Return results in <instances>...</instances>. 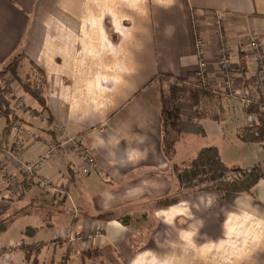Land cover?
<instances>
[{"label":"crops","instance_id":"1","mask_svg":"<svg viewBox=\"0 0 264 264\" xmlns=\"http://www.w3.org/2000/svg\"><path fill=\"white\" fill-rule=\"evenodd\" d=\"M217 14L223 16L221 26L215 24ZM253 35L257 50L248 43ZM199 36L208 42L209 83L223 91L215 108L219 113L222 106V116L197 120L186 103L181 137L167 155L156 78L195 82ZM223 48L238 92L264 95L258 78L264 66V0H0V70L19 55L23 69L38 67L46 75L48 106L43 110L25 93L35 112H20L17 135L1 133L0 222L8 218L9 225L0 234V264H264V179L252 193L181 196L173 172L174 164L197 156L195 151L180 160L177 153L198 132L231 142L232 130L239 142L258 144L238 137L248 124L244 107V123L237 115L234 127L225 121L235 105L223 97ZM40 116L50 128L62 122L65 133L79 139L95 158L89 173L81 171L79 153L65 146L34 176L38 186L23 188L27 177L6 151L19 136L25 161L44 153L52 137L35 129ZM212 145L230 168L264 160L244 152L231 161L228 148L205 146ZM18 180L17 196L12 184ZM53 185L68 194H54ZM176 197L178 202L159 205ZM38 204L45 207L33 209ZM108 211L117 217L98 218ZM76 235L87 237L71 242Z\"/></svg>","mask_w":264,"mask_h":264},{"label":"trees","instance_id":"2","mask_svg":"<svg viewBox=\"0 0 264 264\" xmlns=\"http://www.w3.org/2000/svg\"><path fill=\"white\" fill-rule=\"evenodd\" d=\"M34 67L43 75L44 81L39 85L33 83L29 77L22 82L23 90L26 94L33 97L43 110H48L44 98V88L46 85V75L38 67ZM17 65L13 62L0 70V120L4 122L2 134L9 136L14 126L20 118L13 107V99L8 94V87L3 85L4 78L8 74H14L16 79L20 80L18 74L15 73ZM161 77V78H160ZM163 81L167 77L159 75L156 80ZM21 81V80H20ZM168 91H165L162 84L160 86L161 99V116L163 137L165 141V150L167 155L174 152L176 141L181 137L182 131L180 122L184 118L183 107L186 103H190L194 108V115L197 120H201L207 116L215 120H219L222 116V106L220 105L219 113H215V109L210 111L203 109L206 98L215 96L213 92L223 91L215 89L209 84H201L199 82H184L175 80L169 83ZM228 96V92L226 91ZM221 95V94H220ZM222 98V96H218ZM204 104V105H203ZM219 107V106H218ZM243 107V106H242ZM247 113H257L258 119L239 129L238 137L247 143H263L264 142V106L260 103L250 104L244 107ZM49 120L52 116L49 115ZM0 145L2 142L0 141ZM173 172L179 179L181 196L191 191H217L222 194L223 198L231 194L252 193L255 185L264 179V160L257 162L248 167H228L223 161L219 148L215 145L205 146L199 150L197 156L189 163L173 165ZM28 186H38L34 183L33 178H24L23 188ZM42 195L49 194V191L42 192ZM180 197L173 199H164L159 202V205L165 206L178 202ZM41 201H45L44 199ZM61 205L64 200L59 199ZM33 209L44 208L45 206L38 204L32 205ZM29 212V211H28ZM22 213H27L25 209ZM17 216V213H16ZM117 217L113 211L103 212L98 215V218L107 219ZM8 218L0 222V234L9 225ZM31 247V251H32ZM65 264V262H63Z\"/></svg>","mask_w":264,"mask_h":264},{"label":"built area","instance_id":"3","mask_svg":"<svg viewBox=\"0 0 264 264\" xmlns=\"http://www.w3.org/2000/svg\"><path fill=\"white\" fill-rule=\"evenodd\" d=\"M222 21H223V16L221 14H217L215 16V24L217 26H221ZM248 43L252 49L254 50L259 49L260 43L256 36L254 35L251 36ZM207 46H208L207 40L204 37L199 36L197 40V47L199 53V67L196 75L197 77L196 82H199L201 84H209V79L206 76L207 62L205 59ZM220 69L224 79L223 89L224 91L228 92L229 96L238 98L243 107H247L250 104H257V103L258 104L260 103L262 106H264V95L251 91H242L240 93L238 92V87L232 72L233 66L230 59L226 57L225 48L221 50ZM258 78L260 81L264 80V66L260 68V74ZM12 95H14V93H12ZM12 99L13 101H18L19 103L17 105L15 104V107L13 106L15 110L21 109L23 107L22 105H24V101L22 99L21 100H15L14 98ZM246 118L248 122H253L258 119V114L255 112L247 113ZM3 125H4L3 121L0 120V139H1ZM53 125H54L53 129L56 131V135L60 138L59 143L53 142L51 139L48 140L47 149L44 151V153L36 157L34 160L25 161L23 155L20 152L23 139L19 136H14L12 141V146L6 151L7 157L15 161V163L18 165L20 170L26 175L27 178H34V176L38 174L39 171H41L45 166H47L51 162V160H53L57 155H59V153H61V147L70 146L72 147V150L79 153L81 157L82 160V165L80 166L81 171L85 174L89 173L90 167L94 164L95 158L88 151H86L83 147L80 146L79 139L76 136H71L65 133V126L62 122L58 121L55 122ZM19 129H20V121H18L14 126V132L16 135L18 134ZM33 131L34 130H31L29 132H33ZM1 149L2 148L0 145V153H1ZM44 184L48 185V182L45 181ZM50 189L54 194L63 193V191L65 190L62 189L61 185H53L51 186ZM86 237L87 236L85 235L71 236L70 241L71 242L82 241Z\"/></svg>","mask_w":264,"mask_h":264},{"label":"rangeland","instance_id":"4","mask_svg":"<svg viewBox=\"0 0 264 264\" xmlns=\"http://www.w3.org/2000/svg\"><path fill=\"white\" fill-rule=\"evenodd\" d=\"M13 62L17 65V69L15 70V73L18 74L21 81L19 79H16V76L11 73V74L6 75V77L4 78V81H3V85L8 87V94L7 95L10 98H14L15 100H21L22 99L24 101V105H22L23 107L21 109L16 110V113L21 120V117L23 114H20V112H23V111L27 112V110H29L28 111L29 113H31V112L33 113V111H34L33 109H31L32 106L29 104V102H28L29 100L26 101L23 99V96L26 97L27 95L25 94V92L23 90V86H22L23 83L22 82L26 81L27 77H29L33 83L40 85L44 81V77L34 66H32V67L26 66V68L24 67L25 69H23L21 67V64H20V62H21L20 55L12 58L7 65H10ZM6 66H4V67H6ZM163 79L167 80L165 78H163ZM161 84H162L163 88L165 89V91H168V89H169L168 82L161 80ZM12 93H14V95H12ZM213 93H215V96H213L212 98H206L205 99V101H204L205 105L203 104L204 105L203 109L210 111L212 108H214V109L217 108L218 105H216V103H218L220 100V98H218V96H221V95H220V92H213ZM225 94H227V93L225 92ZM223 97H224V99H227V98L234 99V105H235V107L231 108V111L228 112L227 118L225 119L226 123L230 124V126L232 125L231 127H234L233 126L234 125L233 124V121H234L233 118L235 117V115L239 116L241 122L244 123L245 122L244 111L242 109V105L240 103V100L236 97H235L236 98L235 99L233 96H229V95L228 96L224 95ZM12 103H13L14 107H15V104L16 105L19 104L18 101H12ZM30 109L32 111H30ZM41 118L42 117L40 116L39 117L40 123L38 122V124H37L38 126L36 125L35 129L37 131L38 130H40V131L45 130L46 132L51 133V137H52L51 140L53 142L59 143L60 138L56 135V131L53 129L54 125L52 126V128H50L48 125L49 123H47L48 121L45 122V120L43 121V119H41ZM232 132L233 131L231 130L230 131V137L233 139L231 142L227 141V139H223L222 137H217L213 133H209L208 136H202L198 132L197 135L188 136L184 141H182V144L178 148V153H177L178 157H180V160H189V158H192L195 151L198 153V151L203 146L208 145V144H217L219 146H222V148L224 150H226V148H228L227 150L230 153L225 151V154L227 153L229 155L227 157H230L231 161L235 160V159H239V157H243L244 152H247V154H251L252 156H254V158H262V156H264V142H263V144H251L250 146L248 144L245 145L242 142H239V140H237L236 137H233V135L231 134ZM30 134H32V135L34 134V136H35V135H38V132L37 133L36 132L31 133L30 132ZM52 134H54V135L52 136ZM63 147H65V146H63ZM66 147H70V146H66ZM66 147H65V149H66ZM70 148L72 150V147H70ZM72 151H74V150H72ZM59 155H60V153H59ZM12 185H14V191L16 192L17 196L20 193H22V188L19 185V180L15 184H12ZM61 187H62V189H66V190H64L63 193L58 194V195H60V197H62L61 195H67L68 194V191H67L68 189L65 188L64 186H61ZM60 197L58 199H61ZM232 261H233V259H231V262L229 264H238V263H232ZM59 264H62V262Z\"/></svg>","mask_w":264,"mask_h":264}]
</instances>
